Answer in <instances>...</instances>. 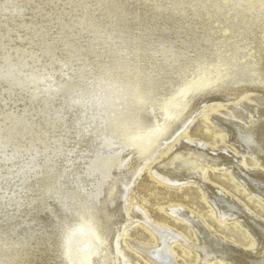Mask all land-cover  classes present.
<instances>
[{"label": "bare ground", "instance_id": "6f19581e", "mask_svg": "<svg viewBox=\"0 0 264 264\" xmlns=\"http://www.w3.org/2000/svg\"><path fill=\"white\" fill-rule=\"evenodd\" d=\"M199 114L211 149L183 137ZM149 165L165 184L197 182L249 248L174 204L160 210L194 243L129 207ZM209 169L264 199V0H0V246L28 264H123V234L153 264H186L178 242L187 264H264V222L205 182ZM134 222L152 248L125 236Z\"/></svg>", "mask_w": 264, "mask_h": 264}, {"label": "rangeland", "instance_id": "374dc122", "mask_svg": "<svg viewBox=\"0 0 264 264\" xmlns=\"http://www.w3.org/2000/svg\"><path fill=\"white\" fill-rule=\"evenodd\" d=\"M248 103H251V101ZM242 106L243 104L234 105L232 107L236 110H239L242 109ZM220 109L228 113L220 115L222 118H231L230 120L234 122L239 121L231 117V109L226 108L225 106L220 107ZM204 118V114L195 115L193 119L189 121L190 124L188 125L189 127L187 134L183 137L189 140L199 141L200 143L204 144L207 149H211L213 148L211 147L213 145V137L216 135V127H212L209 122L206 123ZM217 146L219 147L214 149L222 151L221 147L223 146L221 144H217ZM226 148H228V146ZM231 149L232 148L229 147L230 152ZM244 161L246 164L245 169L250 171H257V169H261L258 166L252 165L251 155L249 154L244 155ZM225 175L226 172L222 169H209L206 172L205 182L213 185L216 188H222L224 193L228 194L230 197H232V199L234 198V202L232 203H238L236 205V207L238 206V209H244L252 217H254V219L264 222V199L259 196V190L254 186H251L250 189H246V187L244 188L241 186H236L233 188V185H229L230 182L228 183V179L225 177ZM199 194L200 192L197 182L192 181V183H183L182 185L178 186L165 184L157 180L151 174V165H149L143 166L137 176L133 179V183L128 192L127 205L132 209L134 206H136L139 209L145 211L152 224L168 227L169 229L181 233L189 243H194V238L190 236V233L184 229L181 223L176 222L174 218H172L168 213H164L162 210H160V206H169L174 204L183 209H188L190 212H196L197 214L201 215L202 218H207L206 223L208 224V227L213 230L216 235L218 234V237H222L236 246L247 250L250 246V242L248 241L249 238L245 233V227L234 221L236 220V217H234L232 220L223 222H218L216 219H213L211 217L208 204L202 200ZM250 220L252 221L253 219L250 218ZM125 236L137 243L148 246L149 248L150 246L152 248L155 244L151 240L152 235L149 226L143 224L142 222H134L133 224H130L126 230ZM179 243L180 242L177 244L174 243L173 252L177 257L176 259L185 261L187 264L189 262V257L183 255L184 248H182ZM117 247L122 255L121 259L123 264H153L146 261V259L140 255L136 254L134 249L123 241V234L117 238ZM8 249L9 247L0 246V264L29 263L28 259L23 256L22 252L20 253L14 251L13 253L12 251H8ZM194 254V252H191V255ZM212 264L229 263L226 261L217 260Z\"/></svg>", "mask_w": 264, "mask_h": 264}]
</instances>
